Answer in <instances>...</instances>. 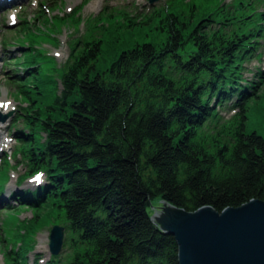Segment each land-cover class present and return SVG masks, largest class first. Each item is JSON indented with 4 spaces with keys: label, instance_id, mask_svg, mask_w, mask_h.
Returning a JSON list of instances; mask_svg holds the SVG:
<instances>
[{
    "label": "trees",
    "instance_id": "16d2710c",
    "mask_svg": "<svg viewBox=\"0 0 264 264\" xmlns=\"http://www.w3.org/2000/svg\"><path fill=\"white\" fill-rule=\"evenodd\" d=\"M251 12L212 32L201 29L211 15L168 14L159 47L135 44L99 72L100 51H88L59 76L49 105L17 112L23 177L44 180L13 204L49 202L63 216L66 254L48 264H177L173 238L149 220L159 202L217 213L264 202V139L244 124L247 93L264 85L259 69L251 80L242 72L264 37V13ZM222 106L236 122L210 126Z\"/></svg>",
    "mask_w": 264,
    "mask_h": 264
},
{
    "label": "rangeland",
    "instance_id": "374dc122",
    "mask_svg": "<svg viewBox=\"0 0 264 264\" xmlns=\"http://www.w3.org/2000/svg\"><path fill=\"white\" fill-rule=\"evenodd\" d=\"M147 2L23 0L17 6L0 9V99L7 101L3 115L6 118L0 122V182L2 186L5 183L1 197L15 190L16 187L8 190L6 187L25 178L23 175L28 170L20 157L21 147L14 141L16 130L27 132L22 126L23 118L17 120V112L49 105L60 91L59 76L76 57L93 51L95 58V51H100L94 62L99 72L120 51L129 50L135 44L159 47L164 41L163 18L168 14L191 18L194 23L211 15L214 24L203 21L201 29L212 32L227 28L224 25L228 23L234 27L236 21L250 15L252 10L255 14L264 13V0H157L151 5ZM220 9L225 10L224 14ZM11 15L16 16L12 26ZM250 16L256 18V15ZM257 43L259 50L255 56L242 65L243 77L248 80L253 70L264 72V37ZM247 94L251 96L246 100L245 133L255 132L264 139V85L257 84ZM234 114L227 106L218 107L210 126H231L236 122ZM39 176L38 180L43 182L44 175ZM12 203L0 206V264H45L50 256L49 231L53 226L64 227L62 213L49 202L40 208L27 209ZM25 247L27 254L21 255ZM65 254L60 251L53 257L63 258Z\"/></svg>",
    "mask_w": 264,
    "mask_h": 264
},
{
    "label": "water",
    "instance_id": "95a60500",
    "mask_svg": "<svg viewBox=\"0 0 264 264\" xmlns=\"http://www.w3.org/2000/svg\"><path fill=\"white\" fill-rule=\"evenodd\" d=\"M5 118L0 115V122ZM152 210L149 220L174 240L177 264H264V202L251 200L219 213L209 207L186 212L168 202ZM62 238L63 228L53 226L47 247L51 256L60 252Z\"/></svg>",
    "mask_w": 264,
    "mask_h": 264
},
{
    "label": "bare ground",
    "instance_id": "6f19581e",
    "mask_svg": "<svg viewBox=\"0 0 264 264\" xmlns=\"http://www.w3.org/2000/svg\"><path fill=\"white\" fill-rule=\"evenodd\" d=\"M8 3H2V4H0V9H1V6H9V5H7ZM21 4V3H20ZM264 69V68H263ZM249 73H252V71H250ZM260 77H262L261 79H262V81L264 80L263 79V76H260ZM257 78H255L254 80H256ZM7 101H6V99H0V114L1 115H4L6 112V110H7ZM3 156V154H1V157ZM16 184V185H15ZM19 184H22V185H19ZM15 185V186H14ZM15 188V190L13 189V191H8L7 192V195H3V197H2V202L4 203V204H1L0 206H8V205H5L6 203H10V202H12L14 199H13V195L15 194V193H20L21 191L22 192H24V191H27V190H34L35 188H36V186L34 187V186H32V184H30V183H22V181L21 180H16V182L14 183V184H9L7 187H6V190H8V189H10V188ZM4 196H6V197H4ZM14 203V202H13ZM25 254H27V248L25 247V250H24V255ZM48 254H49V252H48ZM50 255V254H49ZM50 260H51V255L49 256V260L48 261H46L45 262V264H48L49 262H50Z\"/></svg>",
    "mask_w": 264,
    "mask_h": 264
},
{
    "label": "snow or ice",
    "instance_id": "6c2138e0",
    "mask_svg": "<svg viewBox=\"0 0 264 264\" xmlns=\"http://www.w3.org/2000/svg\"><path fill=\"white\" fill-rule=\"evenodd\" d=\"M39 178L37 177V180H38Z\"/></svg>",
    "mask_w": 264,
    "mask_h": 264
}]
</instances>
